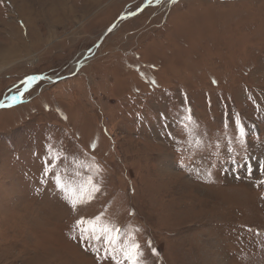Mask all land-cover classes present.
<instances>
[{"label":"rangeland","instance_id":"rangeland-1","mask_svg":"<svg viewBox=\"0 0 264 264\" xmlns=\"http://www.w3.org/2000/svg\"><path fill=\"white\" fill-rule=\"evenodd\" d=\"M0 51V264H128L105 224L138 264H264V0H0Z\"/></svg>","mask_w":264,"mask_h":264},{"label":"snow or ice","instance_id":"snow-or-ice-1","mask_svg":"<svg viewBox=\"0 0 264 264\" xmlns=\"http://www.w3.org/2000/svg\"><path fill=\"white\" fill-rule=\"evenodd\" d=\"M161 0H156V3H160ZM171 2H175V0H171ZM149 3H151V0H149ZM42 79L41 77H37V76H31L27 78V82L31 83V81L33 80H40ZM13 104H15L19 97L18 96H11L9 98ZM5 106V102L4 101H0V107H4ZM188 122L191 123V117H188ZM237 128H239V125H237ZM242 131V130H241ZM233 163H236L237 166H239V162L238 161H233ZM247 162L245 161V164ZM250 171V169H249ZM56 186L58 188H61L62 191H66L67 195H66V199L68 200V202L70 203L71 207L73 209H75L78 205V203H84L85 202V196L87 195H91V193L98 191L99 189L96 188L93 183L92 180L89 179V181L87 182V187L86 186H81L79 193L77 194L76 190L74 189H63L60 185V181L59 178H57L56 180ZM99 219V218H97ZM85 221L83 219L78 220L76 222V225L78 228H81V235H83V233L85 231H87V229L82 228L81 226L84 225ZM89 224L92 225V231H93V238L94 239H99V237L95 236V230H96V226L92 221H89ZM100 231L104 234V252H105V256L111 255L112 258L114 260H116L117 256H122L123 261H127L128 264H138V257H139V245L137 243H126L124 246L117 248L116 244H117V239L119 237V233H120V229L118 227H109L107 224H105L104 226L101 227ZM100 249H97V252L99 253ZM154 254V253H153ZM99 258V257H98ZM116 264H122V262L120 260H116Z\"/></svg>","mask_w":264,"mask_h":264},{"label":"water","instance_id":"water-1","mask_svg":"<svg viewBox=\"0 0 264 264\" xmlns=\"http://www.w3.org/2000/svg\"><path fill=\"white\" fill-rule=\"evenodd\" d=\"M114 27V25H112L105 33H104V35H106L107 33H109V31H111L112 30V28ZM103 35V36H104Z\"/></svg>","mask_w":264,"mask_h":264},{"label":"bare ground","instance_id":"bare-ground-1","mask_svg":"<svg viewBox=\"0 0 264 264\" xmlns=\"http://www.w3.org/2000/svg\"><path fill=\"white\" fill-rule=\"evenodd\" d=\"M181 2V1H180ZM1 52V51H0ZM4 53L8 54L7 50L6 51H3Z\"/></svg>","mask_w":264,"mask_h":264}]
</instances>
